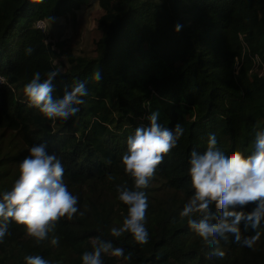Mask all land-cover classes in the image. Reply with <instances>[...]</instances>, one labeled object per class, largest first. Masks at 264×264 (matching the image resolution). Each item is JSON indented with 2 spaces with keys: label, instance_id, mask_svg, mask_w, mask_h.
<instances>
[{
  "label": "trees",
  "instance_id": "1",
  "mask_svg": "<svg viewBox=\"0 0 264 264\" xmlns=\"http://www.w3.org/2000/svg\"><path fill=\"white\" fill-rule=\"evenodd\" d=\"M89 1L0 0V75L6 79L0 87V143L5 132H14L22 147L46 141L84 213L56 222L49 234L59 237L55 246L47 239L36 244L23 225L10 223L0 241V264H24L26 255L81 264L97 236L124 249L123 256L103 255V264H264V228L252 248L233 243L231 236L205 245L178 215L193 191L190 151H203L208 134L215 133L223 149L250 153L255 132L264 128V0H98L103 13L95 53L83 62L70 57L63 72L37 23ZM55 69L61 74L53 81L54 96L77 80L86 84L84 104L66 122L46 120L26 106L23 95L34 72L43 80ZM155 109L161 124L179 122L184 134L145 189L149 235L141 245L127 232L112 237L109 229L122 223L127 210L117 187L132 185L120 164L126 138ZM22 147L3 152L0 144V191L17 178L18 162L27 155ZM215 247L223 257L211 254Z\"/></svg>",
  "mask_w": 264,
  "mask_h": 264
},
{
  "label": "clouds",
  "instance_id": "2",
  "mask_svg": "<svg viewBox=\"0 0 264 264\" xmlns=\"http://www.w3.org/2000/svg\"><path fill=\"white\" fill-rule=\"evenodd\" d=\"M180 28L179 24L174 26L176 32ZM25 51L31 53L32 49ZM60 74L59 69L50 70L42 80L41 73L36 71L23 85L26 106L53 123L74 117L87 95L85 82L77 80L65 85L62 95L54 96L53 81ZM100 78V72L96 71L94 79ZM145 119L147 123L137 126L126 138V147L120 156V164L131 177L132 185L117 187V199L127 210L122 223L109 229L112 237L118 238L127 232L141 245L149 235L145 226L148 208L145 189L157 166L184 134L179 122L172 127L161 124L159 109L152 110ZM27 152L18 162V176L11 188L0 191V241L9 234V224L14 222L23 225L26 235L36 244L47 239L55 246L59 237L49 234L54 232L56 222L84 213L79 210L78 196L65 183L61 159L48 151L46 141L31 145ZM187 164L193 191L179 211V217L187 218L188 227L205 245H218L231 236L233 243L252 248L260 238L259 229L264 228V128L255 132L250 153L239 148L223 149L218 145L216 134L209 133L205 149L193 148ZM248 205H252L250 210H246ZM249 229L254 234L245 235ZM211 254L223 257L225 253L215 247ZM103 255L123 256L124 249L97 236L92 250L81 254V264H103ZM24 264H50V261L40 255H26Z\"/></svg>",
  "mask_w": 264,
  "mask_h": 264
},
{
  "label": "rangeland",
  "instance_id": "3",
  "mask_svg": "<svg viewBox=\"0 0 264 264\" xmlns=\"http://www.w3.org/2000/svg\"><path fill=\"white\" fill-rule=\"evenodd\" d=\"M103 13L98 0H91L80 9L60 15L53 21H47L46 41L52 44L55 63L61 71H66L70 65L69 58L84 59L95 53V42L100 38L101 31L97 20ZM51 25H55L52 29ZM2 131L0 130V135ZM3 152H17L22 145L14 132H5L1 138ZM27 151V147H22ZM28 154V152H27Z\"/></svg>",
  "mask_w": 264,
  "mask_h": 264
},
{
  "label": "built area",
  "instance_id": "4",
  "mask_svg": "<svg viewBox=\"0 0 264 264\" xmlns=\"http://www.w3.org/2000/svg\"><path fill=\"white\" fill-rule=\"evenodd\" d=\"M38 27L42 28L43 30L46 29V22L45 21H39L38 22ZM5 83V79L0 76V87Z\"/></svg>",
  "mask_w": 264,
  "mask_h": 264
},
{
  "label": "crops",
  "instance_id": "5",
  "mask_svg": "<svg viewBox=\"0 0 264 264\" xmlns=\"http://www.w3.org/2000/svg\"><path fill=\"white\" fill-rule=\"evenodd\" d=\"M52 29L55 27V25H51Z\"/></svg>",
  "mask_w": 264,
  "mask_h": 264
}]
</instances>
